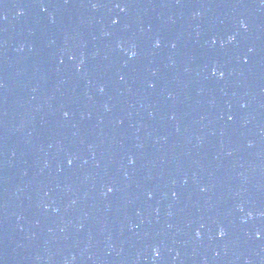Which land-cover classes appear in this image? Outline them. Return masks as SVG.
I'll return each mask as SVG.
<instances>
[{"label": "water", "instance_id": "95a60500", "mask_svg": "<svg viewBox=\"0 0 264 264\" xmlns=\"http://www.w3.org/2000/svg\"><path fill=\"white\" fill-rule=\"evenodd\" d=\"M0 264H264V0H0Z\"/></svg>", "mask_w": 264, "mask_h": 264}, {"label": "snow or ice", "instance_id": "6c2138e0", "mask_svg": "<svg viewBox=\"0 0 264 264\" xmlns=\"http://www.w3.org/2000/svg\"><path fill=\"white\" fill-rule=\"evenodd\" d=\"M93 6H95V5H93ZM117 6L119 7L120 5H117ZM241 26H242V27H246V24H244L243 22H241ZM229 39H234V37H229ZM156 43L159 44V41H157ZM215 71H216V70L213 69V72H215ZM220 75H223V73H220ZM69 163H71V161H69ZM109 191H111V188H109ZM219 235H220V236L225 235L223 229L220 230ZM257 235H259V233H258Z\"/></svg>", "mask_w": 264, "mask_h": 264}]
</instances>
